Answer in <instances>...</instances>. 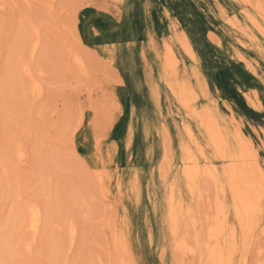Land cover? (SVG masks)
<instances>
[{
    "label": "rangeland",
    "instance_id": "obj_1",
    "mask_svg": "<svg viewBox=\"0 0 264 264\" xmlns=\"http://www.w3.org/2000/svg\"><path fill=\"white\" fill-rule=\"evenodd\" d=\"M32 27L40 96L18 61ZM183 86L231 146L238 133L251 140L264 171V0H0V264H201L175 249L170 192L195 204L202 230L218 193L195 200L185 149L201 166L224 163ZM30 205L44 217L36 238ZM262 206L247 264H264Z\"/></svg>",
    "mask_w": 264,
    "mask_h": 264
},
{
    "label": "bare ground",
    "instance_id": "obj_2",
    "mask_svg": "<svg viewBox=\"0 0 264 264\" xmlns=\"http://www.w3.org/2000/svg\"><path fill=\"white\" fill-rule=\"evenodd\" d=\"M245 1L249 2L250 0ZM31 31L32 42L30 46V58L19 57L20 59L18 61L21 67L20 70L31 79V93L38 96L43 86L37 80L35 81L32 74L33 64L31 65L30 61L34 59L36 51L41 45V37L38 27H32ZM187 92L188 86H183L180 89L179 95L181 97V102L191 113L200 118L202 129L208 135L209 146L214 150L217 160L224 163V167L222 171L219 172L218 167L213 163L214 161H208L209 164L207 166H201L197 157L195 158L191 150L185 149V167L183 172L189 192L196 201H203V199H205V191L208 189L209 185L214 186L218 193V215L215 218L212 216V218H214L212 220L209 218L212 213L209 214L208 217L206 215V227L199 230V220L201 218L198 215L199 210L195 207V204L191 205V202L190 205H185L183 201L184 198L182 197H178L175 200L177 191L176 187L173 186L170 192L173 194V199L170 197L169 212L171 217L170 224H172L174 229L175 249L184 254L198 256L201 264H234L239 253V255L244 257L241 264H247V261H245L248 253L247 251L252 248L255 243V237L257 236L254 237L253 232L261 225L259 216L263 212L264 171L260 165L259 157L250 142L251 140L248 141L238 133L236 134L237 144L231 146L221 125H219L217 121L207 119L201 115L194 106L195 98L189 96ZM16 150L19 160H23L24 154H27L26 151L25 153L23 151V145L17 144ZM94 171L99 172V176L102 175L101 181L98 179L99 182H102V172L98 169ZM102 187L103 185H101V188ZM229 194L232 196L230 210L233 212L235 218L234 222H229L230 210L227 207L230 204H228L226 199ZM36 205H30L28 207L27 218L26 220L24 219L26 221L25 225L35 238L40 232L44 221L43 213ZM183 221L184 225L195 230L193 241H190V239L182 235L185 231L181 229V223ZM185 221H187V224H185ZM76 228L74 223L69 227L68 243H70V247L76 237ZM205 230L207 231L204 232Z\"/></svg>",
    "mask_w": 264,
    "mask_h": 264
},
{
    "label": "snow or ice",
    "instance_id": "obj_3",
    "mask_svg": "<svg viewBox=\"0 0 264 264\" xmlns=\"http://www.w3.org/2000/svg\"><path fill=\"white\" fill-rule=\"evenodd\" d=\"M257 143H260L261 147H260V155L264 156V143L257 141Z\"/></svg>",
    "mask_w": 264,
    "mask_h": 264
}]
</instances>
